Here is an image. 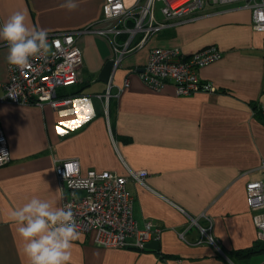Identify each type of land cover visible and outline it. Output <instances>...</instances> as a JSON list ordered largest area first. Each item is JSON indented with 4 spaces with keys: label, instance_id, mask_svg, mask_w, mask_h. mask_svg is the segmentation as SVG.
<instances>
[{
    "label": "crops",
    "instance_id": "crops-1",
    "mask_svg": "<svg viewBox=\"0 0 264 264\" xmlns=\"http://www.w3.org/2000/svg\"><path fill=\"white\" fill-rule=\"evenodd\" d=\"M105 0H77L72 12L64 0H0V26L14 12H25L30 26L47 33L116 27L105 19ZM132 8L137 0H122ZM141 49L127 52L108 82L99 79L115 54L108 36L86 33L76 38L83 64L79 81L60 87L57 97H73L68 107L18 106L0 102V123L9 162L0 167V264H28L14 209L33 197L62 207L56 164L77 160L80 174L110 171L128 177L145 170L147 187L130 178L138 227L160 229L156 248H103L92 234L80 233L69 264H264L260 242L246 203L245 185H264V32L255 31L251 11L236 3L206 6L187 16L165 19ZM133 21L127 22L132 27ZM145 34L137 33L132 46ZM129 34L116 35L120 42ZM214 45L219 60L198 70L214 93H175L170 81L148 88L139 73L153 48H179L184 55ZM8 45L0 40V98L8 78ZM110 82L107 109L105 95ZM59 129V130H58ZM212 223L217 247L201 243L194 218ZM184 238H180V233ZM149 241V242H151ZM148 242V243H149ZM258 248L247 254L250 248Z\"/></svg>",
    "mask_w": 264,
    "mask_h": 264
},
{
    "label": "built area",
    "instance_id": "built-area-1",
    "mask_svg": "<svg viewBox=\"0 0 264 264\" xmlns=\"http://www.w3.org/2000/svg\"><path fill=\"white\" fill-rule=\"evenodd\" d=\"M162 2L159 13L165 19L183 17L201 10L206 6H221L236 3L251 11L252 28L264 32V0H137L132 8H125L122 0H105L102 14L105 19H116L120 28L95 29L88 26L81 30L48 33L50 50L46 57L31 59L27 69H17L8 64V78L5 94L0 102L18 106H44L53 109L68 107L73 97H57L60 87L76 84L80 78L83 64L82 53L76 44V38L86 33H98L109 37L114 51L115 66L130 51L141 49L153 31L162 27L155 19V3ZM133 21L132 27L127 22ZM121 31L129 36L122 42L116 39ZM143 32L140 42L132 46L133 37ZM222 52L214 45L207 46L189 55L179 48H153L139 73L140 79L148 88L162 89L166 82L174 84L175 93L186 96L196 92L214 93L216 88L202 82L198 70L219 60ZM110 82L105 95V111L109 95ZM0 152L7 153L0 167L10 160L6 137L0 123ZM55 175L61 188L62 207L68 205L73 212L77 231L92 234L93 242L103 248L133 247L146 250L151 240H159L160 229L151 223L138 227L133 216V199L127 191L126 183L132 181L147 187L145 170H128V177L110 171H88L80 174L77 160H64L55 167ZM77 192L79 194H77ZM246 203L252 212L258 240L264 242V185L260 180H250L245 185ZM206 227L200 226L190 217L192 225L199 230L195 244L208 243L217 247L212 235L211 220ZM181 232L180 238H184Z\"/></svg>",
    "mask_w": 264,
    "mask_h": 264
},
{
    "label": "clouds",
    "instance_id": "clouds-1",
    "mask_svg": "<svg viewBox=\"0 0 264 264\" xmlns=\"http://www.w3.org/2000/svg\"><path fill=\"white\" fill-rule=\"evenodd\" d=\"M62 8L75 11L77 0H64ZM0 40L8 45L7 63L17 69H27L31 59L46 57L50 44L45 29L30 26L25 12H14L0 26ZM7 153L0 152V162ZM28 264H69L73 242L78 239L71 207L53 204L33 197L10 213Z\"/></svg>",
    "mask_w": 264,
    "mask_h": 264
},
{
    "label": "water",
    "instance_id": "water-1",
    "mask_svg": "<svg viewBox=\"0 0 264 264\" xmlns=\"http://www.w3.org/2000/svg\"><path fill=\"white\" fill-rule=\"evenodd\" d=\"M114 66H115L114 60L107 61L104 64V66L100 72L99 79L104 81V82H108L109 77H110V75L114 69ZM157 245H158V241H151L148 244H146V249L156 248Z\"/></svg>",
    "mask_w": 264,
    "mask_h": 264
},
{
    "label": "rangeland",
    "instance_id": "rangeland-1",
    "mask_svg": "<svg viewBox=\"0 0 264 264\" xmlns=\"http://www.w3.org/2000/svg\"><path fill=\"white\" fill-rule=\"evenodd\" d=\"M162 6V2L161 1H157L156 3H155V15L158 17V16H160L159 15V8ZM77 194H79L78 192H77Z\"/></svg>",
    "mask_w": 264,
    "mask_h": 264
},
{
    "label": "trees",
    "instance_id": "trees-1",
    "mask_svg": "<svg viewBox=\"0 0 264 264\" xmlns=\"http://www.w3.org/2000/svg\"><path fill=\"white\" fill-rule=\"evenodd\" d=\"M261 242V241H260ZM258 250V248H256ZM255 248H250L249 250H247V254H251V253H255Z\"/></svg>",
    "mask_w": 264,
    "mask_h": 264
},
{
    "label": "bare ground",
    "instance_id": "bare-ground-1",
    "mask_svg": "<svg viewBox=\"0 0 264 264\" xmlns=\"http://www.w3.org/2000/svg\"><path fill=\"white\" fill-rule=\"evenodd\" d=\"M198 223V222H197ZM198 232H199V230H198Z\"/></svg>",
    "mask_w": 264,
    "mask_h": 264
},
{
    "label": "snow or ice",
    "instance_id": "snow-or-ice-1",
    "mask_svg": "<svg viewBox=\"0 0 264 264\" xmlns=\"http://www.w3.org/2000/svg\"><path fill=\"white\" fill-rule=\"evenodd\" d=\"M59 130V129H58Z\"/></svg>",
    "mask_w": 264,
    "mask_h": 264
}]
</instances>
